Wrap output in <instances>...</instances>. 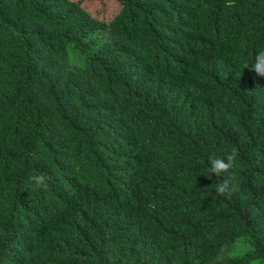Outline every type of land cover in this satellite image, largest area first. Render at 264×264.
<instances>
[{"label":"trees","instance_id":"1","mask_svg":"<svg viewBox=\"0 0 264 264\" xmlns=\"http://www.w3.org/2000/svg\"><path fill=\"white\" fill-rule=\"evenodd\" d=\"M260 50L264 0H0V264H264Z\"/></svg>","mask_w":264,"mask_h":264},{"label":"clouds","instance_id":"2","mask_svg":"<svg viewBox=\"0 0 264 264\" xmlns=\"http://www.w3.org/2000/svg\"><path fill=\"white\" fill-rule=\"evenodd\" d=\"M245 68H248L257 76L264 78V50L258 51L254 61L250 65L246 63ZM237 156L238 152L236 149H233L224 157H217L215 155L211 156L209 159L211 174L220 177L223 173H229L236 165ZM233 180L234 177L227 176L222 182L217 183L215 188L216 193L218 195H224L234 189L235 184L233 183ZM29 181L32 183L35 190L46 191L48 189V177L44 173L30 176Z\"/></svg>","mask_w":264,"mask_h":264},{"label":"rangeland","instance_id":"3","mask_svg":"<svg viewBox=\"0 0 264 264\" xmlns=\"http://www.w3.org/2000/svg\"><path fill=\"white\" fill-rule=\"evenodd\" d=\"M72 53V52H71ZM71 57L73 56V54H70ZM81 61V57L78 56V54L75 55V62H80ZM251 248L250 246V242H248V240L246 239H240L234 246H232V248H228L225 251L224 256H239L244 254L245 252H247L249 249ZM254 264H258L257 261L254 262Z\"/></svg>","mask_w":264,"mask_h":264}]
</instances>
